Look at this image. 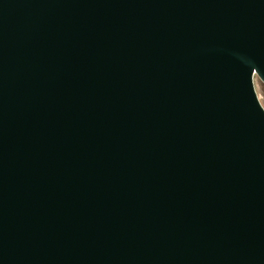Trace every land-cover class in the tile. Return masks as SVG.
Masks as SVG:
<instances>
[{"label": "water", "instance_id": "water-1", "mask_svg": "<svg viewBox=\"0 0 264 264\" xmlns=\"http://www.w3.org/2000/svg\"><path fill=\"white\" fill-rule=\"evenodd\" d=\"M264 0H0V264H264Z\"/></svg>", "mask_w": 264, "mask_h": 264}, {"label": "rangeland", "instance_id": "rangeland-1", "mask_svg": "<svg viewBox=\"0 0 264 264\" xmlns=\"http://www.w3.org/2000/svg\"><path fill=\"white\" fill-rule=\"evenodd\" d=\"M254 86L259 102L264 108V84L257 76L254 77Z\"/></svg>", "mask_w": 264, "mask_h": 264}]
</instances>
